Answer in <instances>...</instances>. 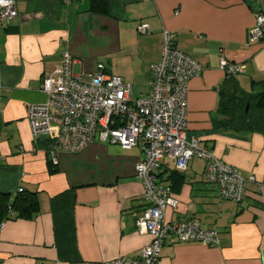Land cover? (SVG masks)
<instances>
[{
    "label": "crops",
    "instance_id": "1",
    "mask_svg": "<svg viewBox=\"0 0 264 264\" xmlns=\"http://www.w3.org/2000/svg\"><path fill=\"white\" fill-rule=\"evenodd\" d=\"M13 3L15 16L0 22V191L32 192L37 208L28 218L12 215L0 224V264H107L151 242L135 225L147 205L135 172L141 144L125 149L95 139L77 153L55 152L57 125L34 137L26 107L45 101L43 78L64 52L74 59L75 74L88 77L103 63L130 84L132 99L146 96L163 29L203 66L189 84L187 136H198L257 183L246 185L240 203L222 199L202 159L177 171L165 157L157 179L178 199L165 219L194 216L203 228L218 230L219 244L167 238L157 264H264V133L234 128L221 112L233 95L258 90L264 79V34L249 38L255 14L264 15V0H108L106 14L90 11L89 0ZM138 21L149 23L148 33L137 34ZM222 58L243 71L225 74ZM140 81L148 87L144 94L133 91Z\"/></svg>",
    "mask_w": 264,
    "mask_h": 264
},
{
    "label": "built area",
    "instance_id": "2",
    "mask_svg": "<svg viewBox=\"0 0 264 264\" xmlns=\"http://www.w3.org/2000/svg\"><path fill=\"white\" fill-rule=\"evenodd\" d=\"M15 14L13 0H0V22ZM135 30L144 35L150 30L149 23L138 21ZM263 34L264 15L257 13L249 38L260 40ZM73 62L71 55L64 52L57 65L45 74L40 91L46 99L28 104L26 118L34 137L48 134L57 125L55 152L77 153L95 139L114 142L125 149L141 144L142 155L135 172L143 184L147 205L135 215V225L137 232L151 236V242L136 255L119 256L107 264H157L167 238L178 243L217 246L218 230L203 228L194 216L165 219V209H175L178 199L156 175L165 157L174 162L177 171H184L190 159L200 158L205 162L206 179L216 186L219 197L237 203L245 198L246 185L257 183L253 175H242L202 146L198 136H187L189 84L203 66L176 48L167 29L161 31L160 59L150 66L147 96L132 99L130 84L107 71L103 63H97L84 80L73 72ZM243 67L223 58L219 61V68L227 75L241 73ZM52 160L56 163L54 155Z\"/></svg>",
    "mask_w": 264,
    "mask_h": 264
},
{
    "label": "trees",
    "instance_id": "3",
    "mask_svg": "<svg viewBox=\"0 0 264 264\" xmlns=\"http://www.w3.org/2000/svg\"><path fill=\"white\" fill-rule=\"evenodd\" d=\"M89 10L95 13L108 12V0H89ZM258 90L233 95L228 104H222L221 112L237 129L258 130L264 133V79L257 81ZM251 109V113L249 110ZM37 208L32 192L17 191L14 196L0 191V224L12 215L28 218Z\"/></svg>",
    "mask_w": 264,
    "mask_h": 264
},
{
    "label": "rangeland",
    "instance_id": "4",
    "mask_svg": "<svg viewBox=\"0 0 264 264\" xmlns=\"http://www.w3.org/2000/svg\"><path fill=\"white\" fill-rule=\"evenodd\" d=\"M84 78V80H87L88 79V77H83ZM135 88V87H134ZM148 87L146 86V84L145 83H143L142 81H140V84H139V86H137V88H135V89H133V91H137V92H139V93H141V94H144L145 92H146V89H147ZM148 95V94H147ZM146 95V96H147ZM249 112L251 113V109L249 110Z\"/></svg>",
    "mask_w": 264,
    "mask_h": 264
}]
</instances>
